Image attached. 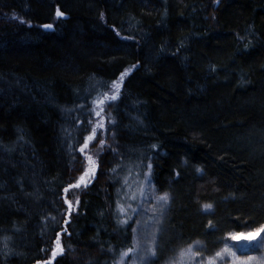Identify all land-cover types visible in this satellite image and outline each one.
I'll use <instances>...</instances> for the list:
<instances>
[{"label":"trees","instance_id":"16d2710c","mask_svg":"<svg viewBox=\"0 0 264 264\" xmlns=\"http://www.w3.org/2000/svg\"><path fill=\"white\" fill-rule=\"evenodd\" d=\"M140 199L182 261L264 225V0H0V264H118Z\"/></svg>","mask_w":264,"mask_h":264},{"label":"rangeland","instance_id":"374dc122","mask_svg":"<svg viewBox=\"0 0 264 264\" xmlns=\"http://www.w3.org/2000/svg\"><path fill=\"white\" fill-rule=\"evenodd\" d=\"M85 157L87 158L85 169L89 172V175L86 177L84 183L89 181L92 176V171L89 169V167L91 168V164L89 163L88 155L86 154ZM161 211V207L158 210L152 211L146 200L140 199L133 223L136 233L135 249L130 258L125 256L118 264H210V261H214V264H243V262H248V264H264V246H248L257 243L256 240L249 238V234L254 231H244L241 234L235 235L236 239L231 238L232 244L230 247H227V252H224L226 246H222L215 251L212 250L209 254L206 252V249L188 248L187 245L180 249L186 248L187 251L191 249L190 252L193 254V257L188 261H182L180 255H175V251L167 257L159 256V248H155V242L158 244V240L161 238V235H158L159 231L165 225L163 222L165 217L162 218L163 213ZM168 211L169 209L166 214H168ZM217 253H223L222 257H217ZM250 257H254L255 259L249 261Z\"/></svg>","mask_w":264,"mask_h":264},{"label":"snow or ice","instance_id":"6c2138e0","mask_svg":"<svg viewBox=\"0 0 264 264\" xmlns=\"http://www.w3.org/2000/svg\"><path fill=\"white\" fill-rule=\"evenodd\" d=\"M56 16L57 17H61L63 16V13L60 12L59 10H57L56 12ZM44 27L46 29H51L53 26L51 24H48V25H44ZM127 71L123 74H121V77L119 78V81H114L113 82V85H112V88L114 89V93L109 96L107 94L104 95V98L102 100H99L96 103V106L97 107H100L101 105H103L105 103V101H108V100H115L117 98V96L119 95V91H120V86L123 82V79L124 77L127 75ZM103 112V108L100 107V111H97L96 112V115L101 117L99 123L97 124L96 127H104V124H103V117L101 116V113ZM96 135V128L94 127L93 130H92V135H90L89 137L86 138L85 140V144H84V148L87 147L88 145V142L90 140H92ZM101 144H103V141H101ZM81 151H83V148L81 149ZM88 160H89V163L90 164H94V162L91 160V157H88ZM151 168V165H149V169ZM92 172L94 173V168L92 169ZM89 175V172L86 171L85 174L83 176L80 177V181L78 182V184L76 185V187H79L80 186V183H84L85 182V179L86 177ZM67 191V190H66ZM160 200H163L164 202H167V199H168V196L167 194H165L164 196H161L159 197ZM67 202V201H66ZM211 205H205V208H210ZM69 208L71 209V205H69ZM120 212H123L124 209L121 207L119 209ZM232 239H236L237 237L235 235H232L231 237ZM249 238L251 240H256L257 243L255 245H248V246H251V247H260V246H264V225H262L259 229H256L254 230L253 233L249 234ZM191 249H189L190 251ZM131 251V249L129 250ZM228 249H227V246L226 248L224 249V252H227ZM63 252V248L61 247L60 245V242H59V234H57V241H56V248L53 250L52 252V255H53V258L58 254V253H62ZM128 253H122L121 254V258L123 259V257L127 256ZM181 255L183 256V253H181ZM223 253H217V257H222ZM255 258L254 257H250L249 258V261L251 260H254ZM47 264H51V261H48ZM210 264H214V261H210ZM243 264H248V262H243Z\"/></svg>","mask_w":264,"mask_h":264},{"label":"water","instance_id":"95a60500","mask_svg":"<svg viewBox=\"0 0 264 264\" xmlns=\"http://www.w3.org/2000/svg\"><path fill=\"white\" fill-rule=\"evenodd\" d=\"M60 18H62V19H66L67 16L63 15V16H61ZM45 25H48V24H45ZM42 28L45 29V30H52V29H53V27H52L51 29H46V28L44 27V25L42 26Z\"/></svg>","mask_w":264,"mask_h":264}]
</instances>
